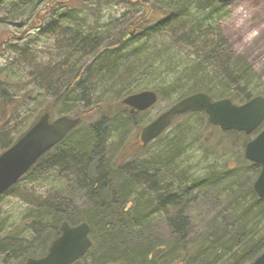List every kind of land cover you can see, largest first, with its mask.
Instances as JSON below:
<instances>
[{
	"label": "trees",
	"instance_id": "obj_1",
	"mask_svg": "<svg viewBox=\"0 0 264 264\" xmlns=\"http://www.w3.org/2000/svg\"><path fill=\"white\" fill-rule=\"evenodd\" d=\"M2 1L10 15L22 8L34 14L35 0ZM85 1L86 5L89 0ZM127 1L130 12L123 20L131 25L138 24L131 35L125 31L126 21L122 26L111 18L105 25L88 23L85 17L90 14L97 18L96 6L102 4V0L95 1L85 16L74 4L60 11L65 38L64 45L58 46L61 57L54 63L56 68L43 74L40 82L52 83L56 91L52 104L61 107L58 115L72 113L80 117V122L44 153L19 181L39 183L52 174V179L64 183L65 187L55 188L51 196L27 209L21 226L6 230L0 239V253H3L0 264H22L27 257L43 256L51 241L60 234L64 221L70 225L86 222L90 227L92 245L72 264L84 261L86 264H169L177 255L184 259V264H248L264 250V224L261 226L264 198H259L252 187L260 171L259 165L247 162L246 170L226 168L199 178L191 177L188 171L183 177H171L177 170L173 168L175 158L188 150V129L185 132L187 125L184 124L178 125L163 143L162 151L167 153L149 158L134 156L135 165L133 160L124 163L120 158V150L126 143L123 135L130 127H141L138 117L143 112L121 103L122 97L137 92L134 88L127 89L128 82L131 84V78L137 74L147 77L156 68L164 67L167 74H178L177 69L186 64L188 67L181 70L182 75L177 79L191 84L188 89L178 91L177 100L199 91L210 94V82L216 89L217 99L230 98L240 104L255 95L264 96L255 73L246 61L233 56L220 29L212 25L222 15L221 8L225 4L217 0ZM133 12L138 17H131ZM111 29L116 31L110 33ZM176 44L191 49L192 57L186 59L174 51ZM164 53L177 65L164 61ZM118 69L121 73L115 75ZM188 77L190 80L185 81ZM109 80L112 82L107 85L109 89L107 86L101 88ZM179 81L169 85V89L181 90L184 86ZM152 89L158 98L171 96L166 88ZM19 92L6 69L0 68V152L21 136L41 113H51L47 107L32 118L29 111H24L23 115L17 113L22 101L29 97H20ZM87 93L93 103L80 109ZM210 95L213 97L215 93ZM115 99L120 100L113 102ZM199 113L204 117L201 120L205 130L211 128L204 112H188L176 119ZM27 120L24 129L22 126ZM220 133L218 138L224 137L230 149H243L251 137L233 130ZM115 134L119 136L112 139ZM158 184L168 185L171 194H162L164 199L159 197L161 192L156 194L155 190ZM145 189L148 194L145 192L142 196ZM194 190H200L202 198L191 195ZM131 192L142 203L140 207L139 204L129 207ZM204 204L214 212L206 219L205 230L200 231L196 225L206 213L197 210L198 205ZM165 207L175 209V213L180 208L190 223L180 234L170 228L175 241L165 240L164 231L154 225L158 223L155 214ZM24 233L29 238L22 241L20 237ZM178 236L180 244H177ZM192 246H197L195 253H189Z\"/></svg>",
	"mask_w": 264,
	"mask_h": 264
},
{
	"label": "rangeland",
	"instance_id": "obj_2",
	"mask_svg": "<svg viewBox=\"0 0 264 264\" xmlns=\"http://www.w3.org/2000/svg\"><path fill=\"white\" fill-rule=\"evenodd\" d=\"M84 1L72 0V5L74 4V6L79 7L81 10L79 12L82 16L87 15L88 8L94 7L93 3L97 0H89L86 5V1L85 3ZM102 2L99 6H96L98 9L97 18L92 17L90 14L85 17L88 23L94 26L97 24L105 25L111 18L121 26L122 22L126 21L124 26L127 29L133 28L128 23V20H123L124 18L126 19V15L130 12V5L127 0H110V3H107V0H102ZM2 3L3 1L0 0V68L6 69L10 80L16 85L17 89H20V97H24L25 95L29 96L22 101L17 113L23 115L24 111H29L32 113V118L40 114V109L47 107L51 111V119L57 118L60 116L58 113L61 107L60 105L52 104V95L56 91L55 89L53 90L52 83L48 85L42 84L40 79L43 74L56 68L54 63L56 64L61 57V55H58V46L64 45V35L57 33L47 38H38V32L34 28L36 24L34 22L35 11L34 14L30 15L28 11L22 8L17 9L18 11L15 10L17 12L10 15L7 13V6L5 4L2 5ZM221 13L222 15L217 18L216 22L213 21V27L220 29L222 36L232 50L231 53L233 56L240 57L243 61H246L249 68L255 73L261 86L260 89H264V0H232L222 6ZM135 16L138 17L136 12H133L132 17ZM115 31L111 29L110 33H114ZM165 37H167V34H165ZM166 42V45H169L170 39L169 41L166 40ZM157 47H159V44ZM174 51L180 52L186 59L188 57L191 58L193 55L191 49H185L177 44L174 46ZM162 57L164 61L171 65H177L175 64L176 61L169 60L167 54ZM157 59H159L158 62H161V58L158 57ZM187 67L186 64L179 67L177 69L178 74L174 73L169 75L165 72L164 68L166 67H164L156 68L147 77L144 74H137L131 78L132 80L130 81L132 82L131 84L128 82L127 89L134 88L138 92L144 89L163 87L166 90L168 89V92H170L169 95H171L169 97L163 96L162 98H158L157 102L151 108L141 113L138 117L140 126L145 125L159 113L170 107L177 100L178 91L188 89L191 83H181L177 79L178 76L182 75L181 70ZM149 70H151V67ZM119 73L121 71L118 69V73H115V75H120ZM186 73H188V70H186ZM107 79L109 78L107 77ZM189 80L188 77L185 81ZM176 81H179V84L181 83L184 87L181 90H170L169 85L178 84L175 83ZM111 83L109 80L101 88ZM210 83V94L215 93L213 98L217 99L218 94H216V89L213 88V83ZM88 95V93L85 95V100L81 102L80 109L83 108L82 106L92 105L93 98H87ZM119 100L115 99L113 102H118ZM63 115L74 116L72 113ZM201 119L204 120L201 113L192 117L177 118L160 139L143 148L136 145L140 127H130L127 133L123 135L126 143H124L120 150V158L125 160L124 163L133 160L132 164L135 165L136 159L134 156L141 155V158H144V156L149 158L151 156L155 157L157 154H162L163 152L167 153V151H162L164 148L163 143L173 131H176L178 125L184 124L187 125L185 132L188 129V144L186 142L188 150L179 158H175L173 168L177 170L171 174V177H183L187 175V171L191 177L195 178L197 176L196 178H199L198 176L200 175L216 170H226V168L229 170L238 169L239 172L246 170L244 168H247L248 161L243 158V150L241 147L230 149L228 143H225L224 137L218 138L221 134L220 131L215 128L211 129L212 127L205 130L204 122ZM29 120L25 122L22 128L25 129L27 127ZM217 130L219 133L216 132ZM117 136L119 135L115 134L112 139ZM112 139L110 140L112 141ZM217 140H220V142L217 143ZM130 154L134 155L131 156ZM49 176L50 178L39 183L28 180L19 181L13 189H10L0 197V224L3 226V228L0 227V239L5 235L6 230L10 231L15 227L21 226L22 219L24 218L23 214L27 209L37 206L39 202H43L52 195L55 188L65 187L64 183L54 181L52 174ZM199 191L194 190L191 195L194 194L202 198L201 192ZM209 207L207 204L198 205L199 210L197 211H201L203 214L206 213L205 217H202L200 220V224L197 223L196 225L197 228H200V231L205 230L207 226V222L205 223L206 219L213 216L214 209H210ZM263 224L264 221L262 220L261 226ZM28 236V234L24 233L20 237V240L24 241L29 238ZM205 243L209 244L208 241ZM196 250L197 246H192L189 248V253H195ZM2 254L0 253L2 257L1 261L3 262ZM83 264H86L85 261ZM173 264H176V262Z\"/></svg>",
	"mask_w": 264,
	"mask_h": 264
},
{
	"label": "water",
	"instance_id": "obj_3",
	"mask_svg": "<svg viewBox=\"0 0 264 264\" xmlns=\"http://www.w3.org/2000/svg\"><path fill=\"white\" fill-rule=\"evenodd\" d=\"M231 0H218L228 3ZM157 100L153 90H143L125 96L121 103L137 111H144ZM204 111L208 121L221 130L252 133L264 120V97L255 96L242 104L229 98L213 100L206 92L186 96L140 129L139 140L146 144L154 140L171 123L174 116L185 112ZM80 121V117L59 116L51 120L48 112L42 113L12 145L0 153V195L13 186L38 158L59 143ZM244 156L261 166L253 183L257 196L264 198V128L245 144ZM90 227L86 222L60 225V235L55 238L45 255L28 257L23 264H72L83 256L92 244ZM250 264H264V251Z\"/></svg>",
	"mask_w": 264,
	"mask_h": 264
},
{
	"label": "flooded vegetation",
	"instance_id": "obj_4",
	"mask_svg": "<svg viewBox=\"0 0 264 264\" xmlns=\"http://www.w3.org/2000/svg\"><path fill=\"white\" fill-rule=\"evenodd\" d=\"M43 4H44V0H37L36 5H35L34 22H36V24H35L34 28L38 32V38H43L44 34L46 36H53L54 34H57V32H59L60 34H63L64 32H63L62 28H63L64 24L61 23L62 15H61L60 11L64 10V8L67 5L71 6L72 0H50V1H48V3H45L44 5ZM131 17H132V15H131ZM142 19H139V20H142ZM133 20H134V18H133ZM139 20H137V21H139ZM137 25H138L137 23L133 24L132 25L133 28H131V29H127L124 26L126 33H128V35H131L136 30ZM47 32H50L51 34H48ZM136 145H141V144H139L137 142ZM135 185L137 186V183ZM167 186L168 185L158 184L156 186L157 189L155 188L156 194L161 192V194H159V197H161V198L163 197L162 194L163 195L171 194V190L167 189ZM145 192H146V194H148V190L145 189L141 192V195L142 196L146 195ZM152 194L155 195V193H152ZM145 197H148V196H145ZM130 198H131V200L128 202L129 207H134L138 204L140 207V205H142L141 202L139 203V201L135 199L134 192L130 193ZM162 199H164V198H162ZM179 209H177L178 213L177 212L175 213V211H176L175 209L171 210V209L165 207L162 211L155 214L156 218L158 220L157 221L158 223H156L154 225L159 230L164 231V237H165V240H167V241H175L176 240V238L173 236V233L170 229L171 227H172V230L178 231L179 234L182 231V229L184 228L183 220L185 219V214H184V211L179 210ZM180 211L182 212V214ZM148 215H149V213H147L146 217ZM135 226L137 227V224H135ZM180 241H181V237L178 236L177 244H180ZM173 245H176V244H173ZM174 262H176V264H184V259L178 257V255H177V258H174V260H172L169 264H173Z\"/></svg>",
	"mask_w": 264,
	"mask_h": 264
},
{
	"label": "bare ground",
	"instance_id": "obj_5",
	"mask_svg": "<svg viewBox=\"0 0 264 264\" xmlns=\"http://www.w3.org/2000/svg\"><path fill=\"white\" fill-rule=\"evenodd\" d=\"M44 3H48V0H44ZM183 226L188 227V226H190V223L184 219V220H183ZM263 251H264V250H263ZM263 251H262V252H263ZM262 252H261V253H262Z\"/></svg>",
	"mask_w": 264,
	"mask_h": 264
}]
</instances>
